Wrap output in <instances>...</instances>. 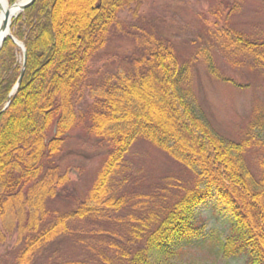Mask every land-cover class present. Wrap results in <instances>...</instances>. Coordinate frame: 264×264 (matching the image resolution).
Returning <instances> with one entry per match:
<instances>
[{
    "label": "trees",
    "instance_id": "trees-1",
    "mask_svg": "<svg viewBox=\"0 0 264 264\" xmlns=\"http://www.w3.org/2000/svg\"><path fill=\"white\" fill-rule=\"evenodd\" d=\"M60 1L35 0L14 21L27 58L12 95L23 70L21 50L10 37L0 50V239L2 226L18 230L13 264H41L37 254L71 235L73 221L122 209L115 178L138 139L188 167L196 188L163 212L132 217L122 242L88 244L91 259L61 264H180L184 249L210 236L196 218V208L210 199L230 218L219 246L225 257L246 254L252 264H264V106L241 140L222 136L198 109L191 61L181 62L173 42L154 28H125L121 13L140 19L149 0H83L63 29L67 2ZM229 7L237 10L239 3ZM209 30L212 41L198 54L217 79L232 82L219 71L214 51L264 72V41L230 27ZM115 34L129 38L131 51L114 70L94 74L95 58ZM76 131L101 144L106 157L85 197H73L75 208L50 210L71 180L60 161ZM251 150L260 153L256 170L247 160Z\"/></svg>",
    "mask_w": 264,
    "mask_h": 264
},
{
    "label": "rangeland",
    "instance_id": "rangeland-1",
    "mask_svg": "<svg viewBox=\"0 0 264 264\" xmlns=\"http://www.w3.org/2000/svg\"><path fill=\"white\" fill-rule=\"evenodd\" d=\"M234 2L239 3V8L231 11L229 6ZM18 16L13 17L11 29ZM121 18L125 28L132 32L138 31L137 26H148L170 39L180 61H191V86L197 106L211 126L234 141L245 136L255 110L264 106V72L251 68L242 58H238L241 64L235 63L239 60L224 58L214 51L219 71L232 82L219 80L208 71L198 52L207 41H212L209 29L230 27L252 40L264 41V0H149L140 19L133 20L128 11L122 12ZM130 51L129 38L115 34L95 58L92 72L103 75L114 70ZM19 57L22 58L21 51ZM105 153L101 144L85 133L71 134L64 143L60 161L62 170L70 172L71 180L67 189L48 203V208L64 211L75 208L73 197H85L105 160ZM259 157L260 153L255 150L247 154L254 170ZM115 179L117 195L125 197L122 209L109 211V217L101 214L99 218L73 221V233L47 244L37 254L38 262L61 264L91 259L88 244L102 245L112 239L122 242L128 222L134 223L132 217L152 209L163 212L195 189L197 182L188 167L145 139H138L132 145ZM196 218L210 236L204 243L184 249L178 258L180 264H252L246 254L225 257L219 249L220 240L225 239L230 227L225 210L210 199L196 208ZM2 232L0 264H13L20 246L18 230L9 231L2 226Z\"/></svg>",
    "mask_w": 264,
    "mask_h": 264
},
{
    "label": "bare ground",
    "instance_id": "bare-ground-1",
    "mask_svg": "<svg viewBox=\"0 0 264 264\" xmlns=\"http://www.w3.org/2000/svg\"><path fill=\"white\" fill-rule=\"evenodd\" d=\"M27 0H19L16 4L10 5L7 0H0V45L3 42L5 36L11 32L9 27L13 17L18 16L21 11V5ZM67 2V8L63 13V17L60 21L59 27L65 28L69 25V21H74L81 9L80 4L83 0H65ZM62 2V0L60 1ZM6 24V27L4 28Z\"/></svg>",
    "mask_w": 264,
    "mask_h": 264
},
{
    "label": "water",
    "instance_id": "water-1",
    "mask_svg": "<svg viewBox=\"0 0 264 264\" xmlns=\"http://www.w3.org/2000/svg\"><path fill=\"white\" fill-rule=\"evenodd\" d=\"M35 2V0H27L25 3H23L22 5H21V11H24L27 7H29L30 5H32L33 3ZM17 2H15L14 4H16ZM14 4H12V5H14ZM6 27V24H5V26H4V28ZM9 27H10V25H9ZM11 37L13 40H14V42L22 49V51H23V55H24V64H23V70H22V73H21V76L19 77V79H18V82H17V84L15 85V87H14V89H13V91H12V94L17 90V88L19 87V85H20V83H21V81H22V77H23V74H24V69H25V67H26V58H27V55H26V48H25V45L22 43V42H20V41H18L12 34H11V32L9 33V34H7L6 36H5V38L6 37ZM5 38H4V40H5ZM3 40V41H4ZM2 45H3V42L1 43V45H0V49H1V47H2Z\"/></svg>",
    "mask_w": 264,
    "mask_h": 264
}]
</instances>
